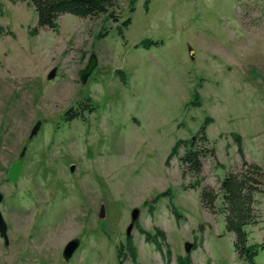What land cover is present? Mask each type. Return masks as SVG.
<instances>
[{
    "label": "rangeland",
    "instance_id": "rangeland-1",
    "mask_svg": "<svg viewBox=\"0 0 264 264\" xmlns=\"http://www.w3.org/2000/svg\"><path fill=\"white\" fill-rule=\"evenodd\" d=\"M0 1V212L8 239L0 236V264H177L186 256L190 264H241L223 214L204 209L200 191L239 167L233 134L243 158L264 165V0H115L104 15L64 13L57 30L36 34L30 0ZM145 39L162 43L137 46ZM196 96L199 106L190 103ZM87 98L95 110L66 121L65 111ZM206 117L215 157L202 159L200 186L189 188L195 178L178 159L184 146L166 159ZM24 146L12 184L7 171ZM167 188L171 196L152 203ZM259 208L249 241L264 243V195ZM157 229L160 247L144 235ZM73 238L79 245L64 262ZM255 264H264V248Z\"/></svg>",
    "mask_w": 264,
    "mask_h": 264
},
{
    "label": "trees",
    "instance_id": "trees-1",
    "mask_svg": "<svg viewBox=\"0 0 264 264\" xmlns=\"http://www.w3.org/2000/svg\"><path fill=\"white\" fill-rule=\"evenodd\" d=\"M25 1V0H14ZM115 0H30L36 15L37 22L32 28L31 33L36 34L38 30L47 28L57 30L58 17L64 13H69L80 18H92L104 15L111 8ZM134 0H130L133 3ZM2 4L0 1V13ZM133 10V6H131ZM117 21L116 18H114ZM130 23V18L122 21L121 26L126 27ZM118 32L123 37L122 28L118 25ZM106 33L100 34L104 36ZM162 43L153 40H142L137 46L149 47ZM121 79L126 81L123 71H119ZM87 103H80L78 110L72 108L65 111V120L82 117L85 111L92 112L95 105L87 98ZM192 105L199 106L200 102L197 96L190 102ZM71 112V113H70ZM210 118L206 117L203 124L190 139H179L172 147L167 156L166 162L175 154L181 145L184 146V152L178 157L183 167V174H189L195 179L189 184V188L200 186L201 172L203 167L202 159L207 156L215 157L214 147L209 146V140L206 135V126ZM233 140L237 147V152L241 156L240 165L237 169L229 171L222 179L218 181V187L215 189L208 185L201 187L200 203L201 206L211 213H221L224 216L225 229L233 234V250L241 264H255V257L260 249L264 248V243L250 242L248 228L257 225L261 220L260 197L264 195V165L247 161L243 158L241 137L239 134H233ZM171 189L157 193L152 199L155 203L161 197L171 196ZM217 201L219 203L217 204ZM172 212L176 217L180 213L173 207ZM148 241H154L158 247L156 237H164L161 230L157 229L154 234L144 232ZM127 246L132 258L135 256V249L132 246L131 239L127 238ZM177 264H190L188 256L179 257Z\"/></svg>",
    "mask_w": 264,
    "mask_h": 264
},
{
    "label": "water",
    "instance_id": "water-1",
    "mask_svg": "<svg viewBox=\"0 0 264 264\" xmlns=\"http://www.w3.org/2000/svg\"><path fill=\"white\" fill-rule=\"evenodd\" d=\"M192 54L193 53L191 52V56H192ZM95 62H96L95 56H94V54H92L89 57L87 65L85 66V68L83 69V71L81 73V81L82 82H84L86 80L87 76L93 70V67L95 66ZM54 75H55V68H52L50 70V72L47 74L46 79L51 80L54 77ZM263 95H264V82H263ZM39 126H40V121H38L34 124L32 129L30 130L28 138H32L33 135L36 134ZM25 151H26V146H24L22 148L21 152L19 153L18 158L9 165L7 175H6V179L9 182H11L12 184H15L17 182V179L19 178V176L21 174V171L23 168ZM70 171H73V166H70ZM2 199H3V194H2V192H0V202L2 201ZM100 215H102V208H101ZM137 217H138V209L133 208V210L131 211V221H130L129 225L127 226V230H126L127 236L130 234V230L133 226L134 221L137 219ZM6 232H7V224H6L5 220L3 219V216L0 212V236L3 238L5 244H7V242H8ZM78 245H79V240L77 238H73V239L69 240L64 245V247L61 251V258L64 262L69 261V259L72 257L73 253L77 249ZM185 248L188 251V246H186Z\"/></svg>",
    "mask_w": 264,
    "mask_h": 264
},
{
    "label": "flooded vegetation",
    "instance_id": "flooded-vegetation-1",
    "mask_svg": "<svg viewBox=\"0 0 264 264\" xmlns=\"http://www.w3.org/2000/svg\"><path fill=\"white\" fill-rule=\"evenodd\" d=\"M79 109V106L77 107V109H73V110H78ZM71 113V112H70Z\"/></svg>",
    "mask_w": 264,
    "mask_h": 264
}]
</instances>
